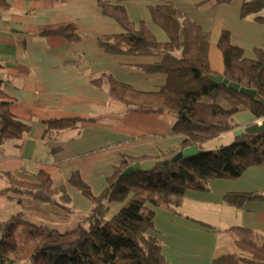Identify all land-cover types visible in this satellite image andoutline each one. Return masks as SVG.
<instances>
[{"label":"trees","instance_id":"obj_1","mask_svg":"<svg viewBox=\"0 0 264 264\" xmlns=\"http://www.w3.org/2000/svg\"><path fill=\"white\" fill-rule=\"evenodd\" d=\"M230 1L204 0L198 5L212 7ZM241 1V18L264 21V0ZM96 3L124 30L119 35L97 36L98 45L112 54L158 57V61L142 67L148 73L164 74L165 81L154 91L134 89L108 74L92 78V83L96 87L106 84L109 95L129 111L169 115L173 119L170 133L183 139L178 146L160 150L155 156H123L98 195L78 171H72L65 182H57L40 170L34 173V183L1 172L6 186L0 194L15 205V211L6 217L0 215V264H170L159 240L150 233L154 209L173 211L187 191H205L212 179H235L253 166L264 169V132L244 133L218 149H202L205 142L237 127L235 113L248 110L255 119L264 118V45L254 48L253 58H248L223 30L216 45L224 68L217 73L209 64V34L174 4L149 7L152 22L167 36V40L159 41L143 21L136 26L123 5L106 0ZM42 33L61 35L68 42L83 38L72 24ZM217 75L255 90V97L207 78ZM83 120L51 119L46 121L44 133L74 129ZM29 130L28 123L11 114L0 84V145L21 140ZM189 146H196L198 152L164 163ZM145 159L154 160L150 170L119 178L125 168ZM67 185L91 202L87 213L75 210ZM223 201L232 207L264 201V190L227 192ZM228 232L233 250L217 253L211 264H264V230L257 233L232 226Z\"/></svg>","mask_w":264,"mask_h":264},{"label":"crops","instance_id":"obj_2","mask_svg":"<svg viewBox=\"0 0 264 264\" xmlns=\"http://www.w3.org/2000/svg\"><path fill=\"white\" fill-rule=\"evenodd\" d=\"M96 1L0 2L1 89L11 114L30 126L21 140L0 145V173L34 183V173L40 170L57 182H65L72 171H78L98 195L123 156H155L182 141L183 136L170 133L173 119L169 115L129 111L109 95L106 84L96 87L92 83V78L108 74L134 89L154 91L165 81L164 74L148 73L142 67L158 57L112 54L98 45L97 36L119 35L124 30L102 13ZM106 1L123 5L129 19L136 26L143 21L159 41L167 36L152 22L149 7L174 4L209 34V64L217 73L224 68L216 45L223 30L248 58H253L254 48L264 45V21L241 18V0L212 7L198 5L204 0ZM63 24H72L83 38L68 42L61 35L42 33ZM72 117L85 120L74 129L44 133L46 121ZM233 120L237 130L264 118L255 119L248 110H241ZM233 131L219 137L233 140ZM5 186L0 177V190ZM67 190L75 209L87 213L91 202L68 185ZM261 190L264 169L258 166L249 167L235 179H212L205 191H187L175 210L155 208L150 233L159 240L170 264H211L217 253L233 250L230 227L243 226L257 233L264 230V201L232 207L224 203V194ZM10 204L0 194L1 216L8 213ZM223 237L230 242L227 248L221 243Z\"/></svg>","mask_w":264,"mask_h":264},{"label":"water","instance_id":"obj_3","mask_svg":"<svg viewBox=\"0 0 264 264\" xmlns=\"http://www.w3.org/2000/svg\"><path fill=\"white\" fill-rule=\"evenodd\" d=\"M211 82H214L216 84H222L224 86H227L228 88L234 89L236 91H240L250 97H255L256 95V91L253 89H247V88H243L240 87L239 84L234 83V82H229L227 79L223 78L221 75H217V76H208L207 77ZM264 132V120H261L259 123H254L250 126H247L243 129H237L233 131V135L234 137L244 134V133H248V134H256V133H261ZM198 152V149L196 146H189L186 147L182 150H180L179 152H177L176 154H174L170 160L165 161L164 163H168L169 161L171 162H176L178 160H180L183 157H190L195 155ZM154 165V160L153 159H145V160H141L138 162H135L133 164H131L130 166H128L127 168H125L119 178L121 176H128L131 175L132 173H134L137 170H145L148 171L150 170Z\"/></svg>","mask_w":264,"mask_h":264},{"label":"rangeland","instance_id":"obj_4","mask_svg":"<svg viewBox=\"0 0 264 264\" xmlns=\"http://www.w3.org/2000/svg\"><path fill=\"white\" fill-rule=\"evenodd\" d=\"M232 142V139L230 140V139H228V138H226V137H217V138H214V139H212V140H210V141H207V142H205L204 144H203V150L204 151H209V150H214V149H218L219 147H221V146H225V145H228V144H230ZM116 206H118V205H116ZM10 207L11 208H9L8 210H7V212H8V214L9 213H12V212H14L15 211V205L14 204H10ZM76 210V209H75ZM113 210H114V208L112 209V211H111V213L113 212ZM77 211V210H76ZM7 214V213H6ZM6 214H4V215H2V217H6ZM7 214V215H8ZM223 239V240H222ZM221 239V243L223 244V245H225L226 246V248H227V246H229V243L230 242H227L226 240V238L225 237H223ZM228 248H231V247H228Z\"/></svg>","mask_w":264,"mask_h":264}]
</instances>
